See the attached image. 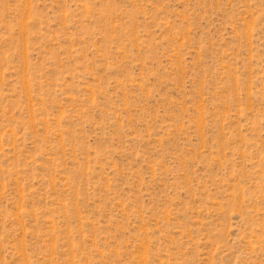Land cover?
<instances>
[{"label":"rangeland","instance_id":"1","mask_svg":"<svg viewBox=\"0 0 264 264\" xmlns=\"http://www.w3.org/2000/svg\"><path fill=\"white\" fill-rule=\"evenodd\" d=\"M0 264H264V0H0Z\"/></svg>","mask_w":264,"mask_h":264}]
</instances>
